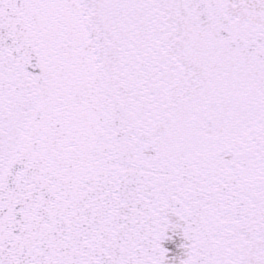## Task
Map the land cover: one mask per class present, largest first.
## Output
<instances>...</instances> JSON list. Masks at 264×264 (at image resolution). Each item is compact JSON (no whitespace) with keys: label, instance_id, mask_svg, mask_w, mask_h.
I'll return each mask as SVG.
<instances>
[{"label":"snow or ice","instance_id":"1","mask_svg":"<svg viewBox=\"0 0 264 264\" xmlns=\"http://www.w3.org/2000/svg\"><path fill=\"white\" fill-rule=\"evenodd\" d=\"M0 264H264V0H0Z\"/></svg>","mask_w":264,"mask_h":264}]
</instances>
